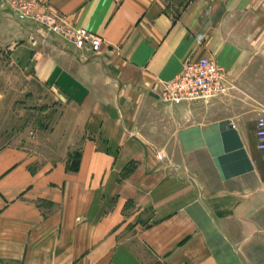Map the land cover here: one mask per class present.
<instances>
[{
	"label": "crops",
	"instance_id": "crops-1",
	"mask_svg": "<svg viewBox=\"0 0 264 264\" xmlns=\"http://www.w3.org/2000/svg\"><path fill=\"white\" fill-rule=\"evenodd\" d=\"M36 7L102 46L47 50L34 22L0 5V56L61 105L40 144L0 147V264H264V0ZM206 56L232 87L191 105L201 118L156 147L135 112L140 94Z\"/></svg>",
	"mask_w": 264,
	"mask_h": 264
},
{
	"label": "rangeland",
	"instance_id": "rangeland-1",
	"mask_svg": "<svg viewBox=\"0 0 264 264\" xmlns=\"http://www.w3.org/2000/svg\"><path fill=\"white\" fill-rule=\"evenodd\" d=\"M31 26L45 49L75 52V45L69 40L47 32L35 22ZM7 59L0 56V147L13 142L35 147V144H40L37 140H43L45 135L49 134L61 105L56 99L55 91L14 71L8 65ZM82 59L87 57L82 56ZM140 95L141 99L137 101L140 103L134 105L137 118L149 135L147 139L161 149L165 146L170 148L171 140H174L172 136L177 135L182 128L191 126V121L201 118L199 115H191V105L202 108L205 102L201 100L170 106L161 100L159 90L147 96ZM172 132L176 134L171 135ZM77 159L78 153L73 154L71 164Z\"/></svg>",
	"mask_w": 264,
	"mask_h": 264
},
{
	"label": "built area",
	"instance_id": "built-area-1",
	"mask_svg": "<svg viewBox=\"0 0 264 264\" xmlns=\"http://www.w3.org/2000/svg\"><path fill=\"white\" fill-rule=\"evenodd\" d=\"M0 5L11 9L20 20L32 21L47 32L56 34L72 42L76 47L99 52L102 38L86 28L72 24L61 14L40 12L37 0H0ZM202 38V36H200ZM232 84L223 67L211 57L191 59L184 63L179 74L170 80L160 82L161 100L169 105L209 101L225 93ZM257 147L264 157V114L257 119ZM162 159L163 155L158 154Z\"/></svg>",
	"mask_w": 264,
	"mask_h": 264
},
{
	"label": "trees",
	"instance_id": "trees-1",
	"mask_svg": "<svg viewBox=\"0 0 264 264\" xmlns=\"http://www.w3.org/2000/svg\"><path fill=\"white\" fill-rule=\"evenodd\" d=\"M78 159L76 161H73L72 164L70 165V168L71 169H77L78 168Z\"/></svg>",
	"mask_w": 264,
	"mask_h": 264
}]
</instances>
